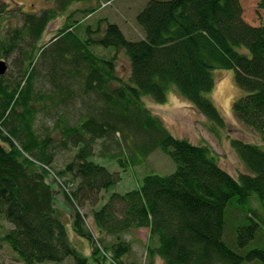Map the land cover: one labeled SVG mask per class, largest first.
<instances>
[{
  "label": "trees",
  "instance_id": "trees-1",
  "mask_svg": "<svg viewBox=\"0 0 264 264\" xmlns=\"http://www.w3.org/2000/svg\"><path fill=\"white\" fill-rule=\"evenodd\" d=\"M57 1L56 9L39 13L0 1V59L12 61L10 73L0 76V217L11 224L0 249L9 243L23 264L68 257L74 264H106L109 257L126 264L131 243L124 233L147 227L145 264H157L158 258L165 264L256 259L264 264V246L247 249L252 239L258 242L259 214L243 208L238 223L232 217V207L253 193L264 200V23L245 21L241 0H151L137 20L145 36L132 40L108 18L97 19L95 28L88 23L101 3L73 10L81 18L62 25L50 45H40L50 21L86 0ZM8 13L19 17V25ZM120 51L130 61L127 79L115 73ZM219 68L236 71L244 94L235 100L234 112L262 137V143L233 141L247 168L239 176L223 169L209 144L175 137L146 115L142 102L148 95L164 102L173 90L219 130L224 119L209 96L216 83L213 70ZM110 102L118 106L115 114L134 104L137 114L152 118L145 128L152 146L142 159L106 152L107 137L123 135L109 119ZM57 146L71 155L61 165ZM155 148L170 155L173 172L150 173L137 188L109 193L120 175L99 161L102 154L126 169L144 162ZM54 176L69 187L67 201L75 209L91 207L97 232L78 209L72 223L78 235L93 242L91 257L70 239L66 214L55 206L49 182Z\"/></svg>",
  "mask_w": 264,
  "mask_h": 264
},
{
  "label": "rangeland",
  "instance_id": "rangeland-1",
  "mask_svg": "<svg viewBox=\"0 0 264 264\" xmlns=\"http://www.w3.org/2000/svg\"><path fill=\"white\" fill-rule=\"evenodd\" d=\"M2 1V0H0ZM14 7L23 8L25 11L41 12L44 8L56 9L58 6L57 0H7ZM151 0H86L84 2L74 3L70 8L58 16L57 18L50 21L48 24L40 45L47 44L50 45L55 39L54 36L58 35L62 25H64L69 20H75L81 18L80 15L76 16L72 11L85 6H98L101 3L103 6L90 17L91 19L88 23L95 24L99 18H108L109 21L118 23L122 28L124 34L127 38L132 40H138L145 36L144 30L140 25L138 20V15L145 8L147 3ZM10 6V5H9ZM241 6L243 8V17L245 21L252 25H261L264 23V0H241ZM15 7L13 10H16ZM12 8V7H11ZM12 11V10H11ZM7 15V14H6ZM13 24H18L20 22L19 17L11 16L10 13L7 15ZM21 17V16H20ZM104 22H102V29L105 28ZM96 36H99L96 34ZM99 53H104L98 48ZM111 55L113 51H106ZM117 59L115 60V73L116 76L127 79L130 76V61L123 51L117 54ZM9 62L10 68L8 73H10L12 67V61L8 58H4ZM216 76V83L212 91H210L209 96L213 99V102L217 105L220 110L221 115L224 119V125L219 130L212 125V122L198 109L188 102L186 98L182 95H178L175 92H168L167 99L164 102H158L150 95L143 97L142 102L146 108V115L160 121L175 137L187 138L194 144L207 143L211 146L215 152H217L218 161L220 165L226 171L230 172L234 176H239L243 171H247L244 161L240 158L233 141H243V142H254L262 143V137L256 130L240 121L233 109V104L237 98L244 94V90L238 85L236 80V71L234 69L219 68L213 70ZM116 84V81L113 82ZM41 85V84H40ZM129 102H126L128 104ZM124 104V106H126ZM133 104V103H132ZM133 106L138 108V105ZM132 105L128 108V112L123 109L120 110L118 114L113 113L118 109V106L114 102H110L106 105L109 112H112L110 118L114 124L118 126L120 132L113 133L109 135L103 143L106 142L108 147L107 151L113 153L125 152L124 154L129 155L131 160L142 159L144 157V151L151 148V138L147 137L148 131L145 128L150 126V122L154 123L151 117L145 119V115H139L136 112V108ZM123 108V107H121ZM119 115L122 119H119ZM142 116V117H141ZM143 126L140 127V123ZM213 126L216 130L212 129ZM102 148L100 144L98 146ZM57 157L58 164L61 165L64 159H69L71 157L68 150L57 146ZM104 151V150H102ZM102 158H98L100 162L107 165L113 172H118L120 175L119 182L110 189L109 193L113 191H118L125 193L130 189L139 187L144 177L150 173L157 174H169L173 172L176 168V163L173 159L165 153L160 148L152 149V152L147 156L145 161L137 165H129L126 169H123L117 162L116 159H112L111 156H105L102 154ZM112 161V162H111ZM56 181L49 178V182L52 183L53 188L56 193L55 206L61 211H64L66 218L68 220V228L70 231V239L74 245H76L82 252L87 254V257L93 253V242L86 238L81 237L75 232L72 227L74 222L73 214L76 209H78L82 214L87 217V225L90 229H94L97 232L95 225V218L91 215L90 205L79 206V208H74L69 201H67V194L69 187L60 182V180L54 176ZM236 203V202H232ZM253 210L257 212L260 216L259 218V228L257 233V241L252 239V241L247 246L252 247H262L264 246V200H259L257 195L253 193L245 203H236L232 207V217L238 219L236 223L239 222L242 209ZM58 209V210H59ZM246 220L245 222H247ZM11 229V224L6 221L3 217H0V237ZM151 230L147 227L134 228L126 231L124 233L125 239L131 243V253L129 255L130 262L126 261V264H145L146 261V244L150 237ZM229 228L227 232V238H229ZM110 239L112 237L109 236ZM237 241V234H236ZM237 248L236 245H232ZM97 257H100L98 253H94ZM128 258V257H127ZM90 261H92L89 258ZM157 264H165L164 260L158 258L156 260ZM0 264H23L16 257L15 252L9 245V243H3L0 249ZM40 264H74L72 258L68 257L62 262H43ZM106 264H120L116 259L107 258ZM245 264H263L262 261L256 259L253 261H246Z\"/></svg>",
  "mask_w": 264,
  "mask_h": 264
},
{
  "label": "water",
  "instance_id": "water-1",
  "mask_svg": "<svg viewBox=\"0 0 264 264\" xmlns=\"http://www.w3.org/2000/svg\"><path fill=\"white\" fill-rule=\"evenodd\" d=\"M9 64L6 59H0V76L7 73Z\"/></svg>",
  "mask_w": 264,
  "mask_h": 264
}]
</instances>
